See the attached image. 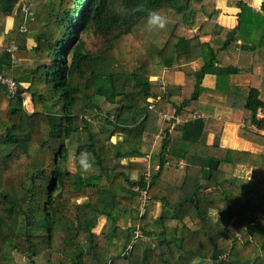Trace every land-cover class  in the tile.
Masks as SVG:
<instances>
[{"label": "trees", "instance_id": "obj_1", "mask_svg": "<svg viewBox=\"0 0 264 264\" xmlns=\"http://www.w3.org/2000/svg\"><path fill=\"white\" fill-rule=\"evenodd\" d=\"M247 1H232L240 9L235 28L210 30V40L201 42L200 35L217 26L215 0H35L23 17L22 0H0V74L16 83L14 93L0 87V264H17L14 251L29 258L48 252V264H264V155L200 144L204 121L190 119L205 74L214 73L218 81L239 72L219 57L231 41L252 49L251 67L260 63L264 0L260 11ZM121 5L128 9L123 15L116 11ZM150 11L166 17L164 29L147 27ZM255 27L261 30L250 42L243 35ZM186 28H197L198 34L186 38ZM90 29L106 40L97 53L85 50L79 37ZM10 44L16 46L15 66ZM29 58L31 65H21ZM128 58L131 67L125 69ZM154 60L165 69L159 78L177 87L175 97L150 79ZM192 61L198 69L184 72L181 66ZM238 89L245 91L238 105L245 122L264 129V116L256 117L258 108L264 112L258 88L250 82ZM100 99L113 110L93 129ZM172 110L189 120L167 133L170 124L159 123L158 111ZM160 127L165 135H158L150 159L130 160L148 153L144 136L158 134ZM83 135L69 169L68 141ZM114 135L123 138L112 143ZM258 136L264 145V135ZM82 150L94 157L87 172L76 160ZM182 160L184 176L175 185ZM147 162L149 200L139 217V192L133 187L144 188ZM236 164L252 166L254 177L261 172L255 187L229 178ZM132 170L139 171L137 178L130 177ZM212 187L219 192L197 195ZM150 201L160 202L157 217L147 216ZM130 211L134 216L125 227L122 251L113 254L118 221ZM99 216L108 228L96 234Z\"/></svg>", "mask_w": 264, "mask_h": 264}, {"label": "crops", "instance_id": "obj_2", "mask_svg": "<svg viewBox=\"0 0 264 264\" xmlns=\"http://www.w3.org/2000/svg\"><path fill=\"white\" fill-rule=\"evenodd\" d=\"M233 0H215V7L218 9L217 16L214 26L207 31V34L200 35L199 40L201 42H208L211 38V31L217 32L219 27L226 29H233L238 24V12L239 7L232 3ZM247 5L256 11H260L262 0H248ZM21 16L23 17L24 14ZM12 19L13 17L8 16ZM6 25V24H5ZM6 28V27H5ZM247 30V29H246ZM250 30V29H249ZM252 33L244 34L243 36L250 39V42L255 40L256 33L260 28H252ZM7 31V29H5ZM198 34L197 28H186L184 30V36L191 38ZM32 34H28L27 44L31 45ZM242 42L239 39H235L229 43L224 51L219 52V57L225 65L234 64L239 70L237 73H231L227 76V79H219L217 81L214 73L205 74L201 81L202 89L199 93L196 111L198 119L204 121V130H202L199 143L208 146H217L220 151L224 149H230L234 151L247 152L255 155H264V145L259 143L257 140L260 139L258 135H264V129L257 128L254 124H247L238 109V105H241L245 98V91L242 89L234 90L237 88L247 87L250 82L251 86L258 88V97L264 102V51L262 55L258 57L260 63L252 65L253 51L252 49L245 51L240 49ZM221 63H217L218 67H221ZM250 68V69H249ZM181 69L186 73H193L198 69L196 61H192L188 64L181 66ZM164 68L161 66L159 71H154V75L161 77ZM254 75L257 78H252ZM152 80V79H151ZM166 82V81H165ZM167 84V82H166ZM167 89L173 97L176 96L178 89L176 86L168 85ZM157 99L155 100V102ZM261 112L256 111V117H263L264 112L260 108ZM196 118V119H197ZM161 123V121H159ZM162 128V127H160ZM159 128V129H160ZM240 131L244 132V136H241ZM158 135H145L144 144L149 147L148 153L142 157L130 158L133 161H144L150 159L152 148L154 147L155 141ZM114 138V136L112 137ZM117 141L121 140L117 137ZM256 139V140H254ZM203 153H205L203 151ZM223 154V153H222ZM202 156V155H200ZM204 157V156H203ZM197 158V157H196ZM199 158V157H198ZM126 160L124 159V162ZM151 162H153L151 160ZM146 163V162H145ZM152 164V163H151ZM187 165L186 160H182L179 163V171L175 180V185H179L184 176V168ZM261 172L257 173L260 175ZM139 175L138 170H132L130 177L132 179L137 178ZM229 178L233 179L238 184H243L246 187H255L256 179H253V168L246 164H236L233 167L232 174ZM219 190L215 187L201 189L197 191L199 197L216 194ZM153 207L155 209V217L160 213V202L153 201ZM212 214H216L212 211Z\"/></svg>", "mask_w": 264, "mask_h": 264}, {"label": "rangeland", "instance_id": "obj_3", "mask_svg": "<svg viewBox=\"0 0 264 264\" xmlns=\"http://www.w3.org/2000/svg\"><path fill=\"white\" fill-rule=\"evenodd\" d=\"M22 2L28 7V13L29 11H31L34 8L35 5V0H22ZM22 12V11H21ZM7 21V19H6ZM6 24V22H5ZM13 24V23H12ZM12 24L10 26V28L12 27ZM6 27V25H5ZM5 29H9V28H5ZM28 34H32V33H28ZM79 37H81L84 40V48L85 50H87L90 53H97L101 48L104 47L106 40L104 38V36L99 32V31H93V30H88L86 32H82L79 34ZM3 41V37L0 36V43ZM12 45V44H10ZM9 45V47H10ZM8 47V48H9ZM33 62V58H29L26 60L21 61V65H31V63ZM131 62V59L128 58L126 62H124V66L125 69L131 67L129 64ZM161 65L158 62V60H154L152 63V72L154 73V71L158 72L160 69ZM154 77H157L156 75H151L150 78L154 79ZM190 89H192V87H190ZM26 99H28L30 101V98L27 96V98H25V103H26ZM98 108L96 109V115L95 117L91 120L90 124L92 126L93 129H100L101 125L104 122V118L106 117V113L111 112L113 110V107L111 105H109L106 101H104L103 99H100L98 101H96ZM30 106V105H28ZM55 109L58 108V103L55 104L54 106ZM93 112H95L94 110H92ZM84 135L79 139V140H73V141H68V149H69V160H68V168L69 169H74V148L76 146V144L79 141H83L84 140ZM113 137V136H112ZM110 139V141L112 143H116L117 142V137H120L121 139L123 138L122 135H114V138ZM128 140L132 141L131 137L127 138ZM120 141V140H119ZM152 163L155 166L157 164V160L156 159H152ZM124 162V160L122 161ZM179 166L178 165V171H179ZM132 172V171H131ZM130 172V173H131ZM178 174V172H177ZM177 177V175H176ZM257 177L253 176V179H256ZM176 180V179H175ZM80 200V199H79ZM78 200V201H79ZM154 202L150 201V210H149V214L147 215L148 218H153L155 217V209L152 206ZM134 216V212L130 211L128 212V214H125L121 217V219L118 221V227L120 229L117 230V232L115 233V235L113 236V243L110 245V251L113 254L116 253H120L122 251V246H123V242H124V235L126 233L125 227H127L130 223H131V218ZM124 227V228H122ZM108 228V222H106V219L104 216H99L98 220H97V225L93 228V232L94 233H100V231H106ZM153 229H154V225H153ZM140 230V229H139ZM153 243V241L151 239H148V243ZM152 243L150 245H152ZM261 254H264L263 252H260ZM13 256L14 259L16 261L17 264H48L47 263V259H48V252H44L43 254L34 257V258H29L28 256H25L24 254L14 251L13 252ZM195 264H208V261H201V262H195Z\"/></svg>", "mask_w": 264, "mask_h": 264}, {"label": "built area", "instance_id": "obj_4", "mask_svg": "<svg viewBox=\"0 0 264 264\" xmlns=\"http://www.w3.org/2000/svg\"><path fill=\"white\" fill-rule=\"evenodd\" d=\"M20 9H21L23 14H25L28 11V7L24 3H21ZM8 49L11 52V55H10L11 56V63H12V65L15 66L17 64V61H18L17 58L13 54V52L16 50V46L14 44H12V45H10V47ZM152 80L157 81V84H158L162 93L167 92V84L163 79H160L159 77H154V79H152ZM1 86H5L9 92L14 93L16 91V83L10 77H6V76H3L0 74V87ZM155 100L156 99H153L150 102L151 104L148 106L149 108H151V109L154 108ZM24 102H25V99H24ZM258 112H261L260 108H258ZM158 117H159V120L161 121V123L168 122L170 124L168 127V130H167V133H169L172 130V128L175 124H183L189 120L187 117L186 118L180 117V115L178 113H176L175 110L158 111ZM197 117H198V114H197V112L194 111L192 113V116L190 119L192 120V119H195ZM157 135H165L164 129L160 128ZM151 175H152V172L150 169V165H149V162H147L146 169L143 173V182L145 184L144 188L138 189V187H133V189H135L136 191L139 192V202H138V206L136 207L139 217L142 216V214L144 213L145 205L149 200L148 188H149V178L151 177ZM139 235H140V230L137 227L134 231V239H136Z\"/></svg>", "mask_w": 264, "mask_h": 264}, {"label": "clouds", "instance_id": "obj_5", "mask_svg": "<svg viewBox=\"0 0 264 264\" xmlns=\"http://www.w3.org/2000/svg\"><path fill=\"white\" fill-rule=\"evenodd\" d=\"M117 14L123 15L125 14L128 9L126 6L121 5L118 9H116ZM146 24L149 29L157 28V29H164L167 24V19L165 16L161 15L156 11H150L146 17ZM77 164L79 170L81 172H87L91 170L94 166V157L88 151H80L76 157Z\"/></svg>", "mask_w": 264, "mask_h": 264}, {"label": "water", "instance_id": "obj_6", "mask_svg": "<svg viewBox=\"0 0 264 264\" xmlns=\"http://www.w3.org/2000/svg\"><path fill=\"white\" fill-rule=\"evenodd\" d=\"M23 15V13H21Z\"/></svg>", "mask_w": 264, "mask_h": 264}]
</instances>
